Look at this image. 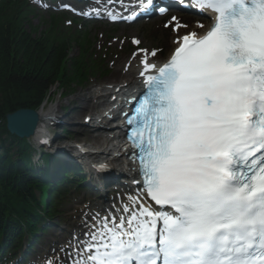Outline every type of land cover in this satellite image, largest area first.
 <instances>
[{
  "label": "snow or ice",
  "instance_id": "6c2138e0",
  "mask_svg": "<svg viewBox=\"0 0 264 264\" xmlns=\"http://www.w3.org/2000/svg\"><path fill=\"white\" fill-rule=\"evenodd\" d=\"M194 3L212 22L142 61L122 112L137 195L93 215L70 264H264V0Z\"/></svg>",
  "mask_w": 264,
  "mask_h": 264
},
{
  "label": "trees",
  "instance_id": "16d2710c",
  "mask_svg": "<svg viewBox=\"0 0 264 264\" xmlns=\"http://www.w3.org/2000/svg\"><path fill=\"white\" fill-rule=\"evenodd\" d=\"M60 53L37 41L14 39L10 25L0 27V138L11 137L6 129L7 114L36 109L56 84L67 87L73 81L71 74L61 75ZM27 180L22 169L0 156V182L20 190Z\"/></svg>",
  "mask_w": 264,
  "mask_h": 264
},
{
  "label": "bare ground",
  "instance_id": "6f19581e",
  "mask_svg": "<svg viewBox=\"0 0 264 264\" xmlns=\"http://www.w3.org/2000/svg\"><path fill=\"white\" fill-rule=\"evenodd\" d=\"M177 34L180 33L178 30ZM174 41V40H173ZM173 44V43H172ZM142 61L138 62V64L130 71H128L125 75H120V80L112 81L109 86H104L100 89L95 90L93 95L91 93L88 94H79L70 101L69 105L73 107L71 114H68V123H74V126L71 127L70 131H75L74 138L76 141L82 146V149L85 150L89 158L97 163H104V162H111L116 166L117 163L121 162V157L117 159H112L111 156L115 152V148L117 146V134L119 133L118 129H113L107 126L106 117H109L107 113H110V117L115 116V110L108 109V111L104 114L96 115L92 117L90 120L97 125L99 129L98 134L87 133L86 131L75 128L78 121H80L81 117L87 112L91 113L96 105L104 106L106 103L105 96L106 94L112 95L119 93L121 90L125 89L126 87H133L137 83V79L140 75L142 70ZM149 62V61H148ZM152 63V62H149ZM122 79H126L121 81ZM119 90V91H117ZM105 100V101H97L96 100ZM102 102V103H100ZM110 105V102H109ZM101 106V107H102ZM57 105H51L47 107L46 104L43 105L41 110L38 111L39 121L35 125L36 133L38 129L41 128L42 124L46 123L48 120L52 119L57 115ZM77 132V133H76ZM88 135H85V134ZM125 156V155H123ZM106 164V163H104ZM100 182H95L94 180L91 181V186L93 188H97Z\"/></svg>",
  "mask_w": 264,
  "mask_h": 264
},
{
  "label": "rangeland",
  "instance_id": "374dc122",
  "mask_svg": "<svg viewBox=\"0 0 264 264\" xmlns=\"http://www.w3.org/2000/svg\"><path fill=\"white\" fill-rule=\"evenodd\" d=\"M40 21H43V19L40 20V18L38 17L36 19L35 23L40 22ZM106 31H107V29H102L101 27H95V28H92L90 30V33H91L92 36H94V38L96 39V42L98 44H100L101 40L103 39V37L100 34V32H104L105 33ZM129 32L130 33H128L127 36L125 37L126 39L124 40V42L121 39L111 41L110 42L111 43V48H115L117 51L121 48L122 45L125 48L128 45V38H130V36H136L135 32H133V31H129ZM118 36H121L120 33L115 35L114 37H118ZM165 49H167V48H165ZM108 68H109V70H112V64L111 63H109ZM78 91H81V89H77V92ZM59 92H60V89H58V88L51 89L50 94H52V96H51V98L48 99V101H46V103L48 104L47 106H50L51 103H53V104L58 103L59 101H62V103L65 104L67 99H65V98L62 99L61 92L60 93ZM66 113H69V112L66 111ZM81 122H82V120H81ZM72 125H74V124H70V125H68V127L70 128ZM62 131H64V133H66V134H63L64 139H66V138L67 139L74 138V133L69 135V129L67 130L65 128L64 130L62 129ZM67 132H68V134H67ZM72 140H74V139H72ZM15 150L16 149L12 150V154L15 152ZM13 157H14V159L16 158L15 155ZM83 195L84 194H81V192H80V193H77L76 196H74V200H72V204L70 205V210L73 211L75 208H77L80 205L79 199L82 198ZM63 227L68 229V230H70V228H67L64 225H63ZM64 233L66 234V237L69 238L70 231H64ZM62 237L64 238L65 235H62ZM48 238H50V237H48V236L45 237V239H47V240H48Z\"/></svg>",
  "mask_w": 264,
  "mask_h": 264
},
{
  "label": "water",
  "instance_id": "95a60500",
  "mask_svg": "<svg viewBox=\"0 0 264 264\" xmlns=\"http://www.w3.org/2000/svg\"><path fill=\"white\" fill-rule=\"evenodd\" d=\"M24 117V121L21 122L20 118ZM8 129L11 133L17 134L20 137L30 135L37 122V114L32 111H19L7 116Z\"/></svg>",
  "mask_w": 264,
  "mask_h": 264
}]
</instances>
